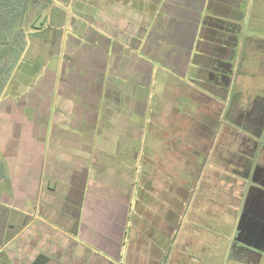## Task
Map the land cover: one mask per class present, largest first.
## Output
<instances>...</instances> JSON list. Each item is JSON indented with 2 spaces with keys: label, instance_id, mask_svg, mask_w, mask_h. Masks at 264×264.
<instances>
[{
  "label": "crops",
  "instance_id": "crops-1",
  "mask_svg": "<svg viewBox=\"0 0 264 264\" xmlns=\"http://www.w3.org/2000/svg\"><path fill=\"white\" fill-rule=\"evenodd\" d=\"M101 1L79 2L75 33L56 68L41 72L24 96L0 100V264H36L41 256L43 264H97L98 246L136 262L143 251L130 209L135 188L157 193L165 184L162 163L179 153L167 141L195 133L193 140L204 141L216 126L212 113L231 78L223 86L208 77L217 50L223 56L229 47L202 39L200 26L190 35L196 26L188 19L171 22L190 16L186 0H166L159 24L151 0ZM55 3L69 17L72 8L57 1L46 11ZM88 9L96 21H86ZM143 131L146 142L160 143L138 149ZM223 172L228 186L232 170ZM252 172L238 180L258 192L264 177ZM209 174L220 189L216 168Z\"/></svg>",
  "mask_w": 264,
  "mask_h": 264
},
{
  "label": "rangeland",
  "instance_id": "rangeland-1",
  "mask_svg": "<svg viewBox=\"0 0 264 264\" xmlns=\"http://www.w3.org/2000/svg\"><path fill=\"white\" fill-rule=\"evenodd\" d=\"M88 1L95 6L103 3L101 0ZM104 1L110 4L109 0ZM246 1L243 17L239 20L230 88L220 105L215 106L216 114L212 113L216 126L208 127L204 141L193 140L195 133L180 135V140L168 143H174L176 149L186 153L204 145L199 167L195 170L194 164L188 163L194 158L184 155L179 158L176 168L182 181L172 182L169 177L172 169L165 167L166 173L162 175L166 185L158 186L157 193H151L146 185L135 188L130 209L137 220L136 247L143 253L138 255L136 262H129L126 253H121L118 258L98 246V251L92 253L98 256L97 264H264V184L255 186L260 191H250L248 180L245 178L242 184L238 180L241 174L234 172L238 168L245 171L238 165V161L242 160L253 170L258 168V172H262L261 177H264V0ZM78 2L75 0L74 5ZM74 5H71L69 17L63 12V6L56 3L50 13L46 11L48 8L39 12L40 6L33 10L32 24L26 27L25 51L2 95L5 99L24 96L37 84L41 72H45L46 68H56V59L63 58V52L70 47L69 37L75 33L71 25L74 20L77 22L80 14L78 6L74 10ZM37 11L39 16L35 17ZM85 15L87 22L96 21L90 9ZM231 15L229 21L234 23ZM154 124L153 130L160 132V124ZM182 129L187 131L190 127ZM194 132L193 128L190 133ZM231 134L249 139L246 154L243 153L244 148L239 151L237 146L228 145L229 141L225 139ZM144 137L145 131L136 142L138 149H143L146 143L150 147L160 143L154 140L146 142ZM162 144L163 147L166 145L165 142ZM227 155L238 161L231 163ZM212 168L218 171L219 180L216 181L221 187L217 190L214 188L216 182L208 179ZM225 170H232L228 186L224 185ZM208 183L212 185L208 186ZM226 190L231 193H226ZM249 192L253 193L252 196ZM146 196H152L151 204ZM92 254H89L90 259Z\"/></svg>",
  "mask_w": 264,
  "mask_h": 264
},
{
  "label": "flooded vegetation",
  "instance_id": "flooded-vegetation-1",
  "mask_svg": "<svg viewBox=\"0 0 264 264\" xmlns=\"http://www.w3.org/2000/svg\"><path fill=\"white\" fill-rule=\"evenodd\" d=\"M84 2L85 4L87 1L88 4L93 5L88 0H77ZM166 0H162L159 3V0H153L152 5L153 8L157 7L158 12H155L157 14V20L160 18L162 10L165 8ZM75 0H71L68 4H65L66 6L74 5ZM79 3V2H78ZM186 3L190 5L191 10L189 11V15L185 14H177V18L179 20L174 19L171 20L174 24H180L181 20L188 19L191 21L192 25L196 26L195 31L190 29L188 32L193 34H198L199 28L202 29L201 38L204 39L205 37L211 38L213 40H216L218 42H223L226 46H228L229 51H225L224 55L221 56L223 53L220 52V50H217L216 60L217 63L212 67L213 71L211 72V76L208 77L209 80H212L215 84H222L227 85L229 79L231 78L232 73V65L228 62H232V56L234 55L237 47V41H238V31L240 28L239 20H241L244 7L247 4L246 0H186ZM158 5V6H157ZM77 6V5H76ZM164 7V8H163ZM230 12V13H229ZM232 12V13H231ZM232 14V15H231ZM232 16L234 18V23L229 21V16ZM243 19V18H242ZM95 21V20H94ZM93 21V22H94ZM159 21L157 22L159 24ZM237 22V23H236ZM200 26V27H199ZM199 27V28H198ZM192 34V35H193ZM221 72V73H220ZM218 88V87H217ZM3 97V96H2ZM164 129L166 128V123L163 125ZM248 138L243 135H237V134H231L229 137L225 139V141H229L228 145H235L239 148V151H241L243 148V153L246 154L248 151ZM168 143L171 141H167ZM247 143V144H246ZM243 145V146H242ZM246 147V148H245ZM194 151L192 153H186L185 151L179 150L178 156L176 157H168L167 162L162 163V166L166 170L165 167H169L172 169V175L169 176L172 182H180L181 176L178 177L176 168L179 166V158L185 157L184 155H188V157H193L194 161L191 162L188 161L189 164H194V169L197 170V167L200 165V159L202 158L201 153L204 152L205 146L199 145L198 148L194 147ZM201 151V152H198ZM228 160L233 163L237 162L238 160H232V155H227ZM242 157V155H240ZM235 158V157H234ZM239 167L245 168L244 173H238L241 174L239 177H243L244 174H248L249 170H252L253 172L250 174V176H261L262 172H258V168L248 167L246 164H243V161L240 160ZM247 168V169H246ZM243 180V179H242ZM260 183H263L262 181ZM264 184V183H263Z\"/></svg>",
  "mask_w": 264,
  "mask_h": 264
},
{
  "label": "trees",
  "instance_id": "trees-1",
  "mask_svg": "<svg viewBox=\"0 0 264 264\" xmlns=\"http://www.w3.org/2000/svg\"><path fill=\"white\" fill-rule=\"evenodd\" d=\"M53 1L68 4L71 0H0V99L25 51L26 27L32 24L33 10L40 6L38 11L42 12ZM38 11L35 17L39 16ZM42 262L41 256L36 264Z\"/></svg>",
  "mask_w": 264,
  "mask_h": 264
}]
</instances>
